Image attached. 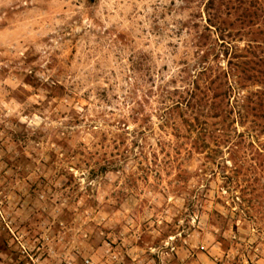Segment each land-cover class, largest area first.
I'll list each match as a JSON object with an SVG mask.
<instances>
[{
    "label": "rangeland",
    "instance_id": "374dc122",
    "mask_svg": "<svg viewBox=\"0 0 264 264\" xmlns=\"http://www.w3.org/2000/svg\"><path fill=\"white\" fill-rule=\"evenodd\" d=\"M157 253L264 264V0H0V264Z\"/></svg>",
    "mask_w": 264,
    "mask_h": 264
},
{
    "label": "trees",
    "instance_id": "16d2710c",
    "mask_svg": "<svg viewBox=\"0 0 264 264\" xmlns=\"http://www.w3.org/2000/svg\"><path fill=\"white\" fill-rule=\"evenodd\" d=\"M227 76H228V72L224 73L225 79L227 78ZM217 80H220V77L219 78L216 77V80L214 81V83H217ZM210 90L211 92H213V97L211 98L212 100L211 105L212 107H215L217 100L219 102H223L225 98L227 97V95L229 94V92L232 91V88L228 86L227 88L224 89L223 85L220 84L219 87H217L216 89H210ZM191 93L192 95L190 94V100L188 102L187 101H177L176 103H174L172 107L167 108V110L170 111L172 109L181 108L182 106H184V104L186 108H190L191 102L195 99V95H193L194 92H191Z\"/></svg>",
    "mask_w": 264,
    "mask_h": 264
},
{
    "label": "crops",
    "instance_id": "0c3cea01",
    "mask_svg": "<svg viewBox=\"0 0 264 264\" xmlns=\"http://www.w3.org/2000/svg\"><path fill=\"white\" fill-rule=\"evenodd\" d=\"M186 254H189V257L192 255V253H157V256L159 258H166V256H173L177 258V264H198L196 258H191L189 261H186L184 258L186 257ZM152 256V255H151ZM182 260V263L180 262Z\"/></svg>",
    "mask_w": 264,
    "mask_h": 264
}]
</instances>
